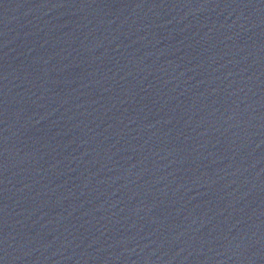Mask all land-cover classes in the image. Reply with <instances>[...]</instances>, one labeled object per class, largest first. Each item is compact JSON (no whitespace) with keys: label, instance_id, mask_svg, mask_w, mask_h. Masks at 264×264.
<instances>
[{"label":"water","instance_id":"water-1","mask_svg":"<svg viewBox=\"0 0 264 264\" xmlns=\"http://www.w3.org/2000/svg\"><path fill=\"white\" fill-rule=\"evenodd\" d=\"M264 174V0H0V264H160Z\"/></svg>","mask_w":264,"mask_h":264}]
</instances>
